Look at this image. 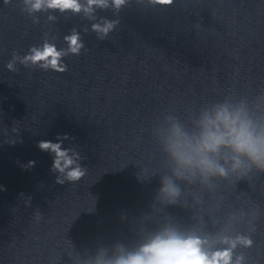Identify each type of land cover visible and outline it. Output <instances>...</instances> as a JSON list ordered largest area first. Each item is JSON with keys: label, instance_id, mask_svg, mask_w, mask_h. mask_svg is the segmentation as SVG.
Wrapping results in <instances>:
<instances>
[{"label": "clouds", "instance_id": "obj_1", "mask_svg": "<svg viewBox=\"0 0 264 264\" xmlns=\"http://www.w3.org/2000/svg\"><path fill=\"white\" fill-rule=\"evenodd\" d=\"M129 2L21 0V11L32 17L33 23L39 22L36 14L41 12L83 14L91 21L90 30L97 39L104 40L117 28L119 19L98 16V11L111 9L118 16ZM137 2L143 4L145 0ZM9 3L11 0H4V4ZM146 3L153 7H168L174 0H146ZM48 20L54 22L57 16L50 14ZM63 40L66 44L64 48H58L55 43L44 39L42 44L29 47L24 55L14 51L6 69L15 73L19 64L29 69L58 73L67 71L64 58L80 55L85 43L80 31L75 28L64 35ZM165 120L167 124L162 127L160 138L172 168L171 175L162 177L160 182L158 196L162 201L177 203L182 190L176 180L189 184L199 181L211 188L213 178L227 179L230 175L243 178L253 169L264 172V114L254 111L246 99L225 96L202 105L191 121V128L174 115H167ZM66 139H69L67 135L58 136L57 142H38L41 151L53 155L51 171L58 174V184L78 182L87 173V168L81 164L83 157L80 153L75 148L62 147ZM34 165L35 161H30L24 167L31 168ZM30 201L29 197V205ZM33 216L37 222L42 219L39 210ZM217 242L224 247H214ZM252 245V238L243 233L202 235L196 228L182 230L174 224H166L134 249L121 243L99 247L88 264H245V256L235 255V250L251 248Z\"/></svg>", "mask_w": 264, "mask_h": 264}]
</instances>
